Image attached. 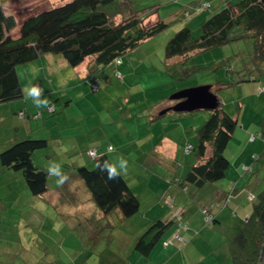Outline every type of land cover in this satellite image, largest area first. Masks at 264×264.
<instances>
[{
	"label": "rangeland",
	"instance_id": "rangeland-1",
	"mask_svg": "<svg viewBox=\"0 0 264 264\" xmlns=\"http://www.w3.org/2000/svg\"><path fill=\"white\" fill-rule=\"evenodd\" d=\"M50 1L39 0L35 4L36 6L23 8L19 15L20 18L25 16L22 13L27 12L28 9L31 10L26 15L48 8L52 4L49 3ZM66 1L68 0H61V2ZM236 1L116 0V4L122 13L121 17H137L143 25L163 21L167 24V29L139 43L133 50L122 56L123 65L119 66L118 69L123 75L122 80L116 72H112V69L107 68L109 66L102 65L103 72H98L97 75L99 81L93 84L96 86L95 90L92 85H89L88 88L80 87L81 83L79 82L77 83L78 89H76L77 94L85 98L86 102L93 103L83 107L84 110H87L86 107H90L93 112L99 115V124L102 127L99 132L102 134L104 130L109 137L113 136L114 146H119L123 143L124 146H119V149L113 146L114 151L121 154V159L127 161V170L131 172L134 170L139 182L143 186H147L148 191L145 197L142 196L141 189L135 195L139 203L140 201L148 202L154 194H160V197L162 193L164 194L166 189L162 186V182L170 176L168 173L179 177L180 172L185 168L186 171L181 179L185 176L194 161L193 152H187L186 150L188 146H192L191 144L193 146L197 144V132L212 113V110H198L187 114L170 112L163 120L164 122L160 129H163L169 138H173L178 142L179 152L176 155L177 157L174 158L165 153L158 154L157 157L153 151H147L144 154L139 150V146L144 145V141H140L144 135L142 134L143 131H141L143 130L141 121L142 117L147 116L148 108H152L155 104L162 102L163 111L168 112L169 107L167 105L172 102L171 97L173 94L197 86H210V90L216 96L223 112L237 120L236 129L224 150L226 158L229 159V167L224 177L216 182L208 183L207 185H210L208 190H203V192L194 191L192 188L189 193L183 191V205L187 207V211L180 209L177 203L172 208L167 202H165L166 205L164 206L161 201L157 206L150 207L147 211L150 214L147 215L148 218L154 216L151 217L153 220L164 219L170 221L172 227L169 230L175 227L173 231L167 232L169 233L167 239L171 237L169 235H173L174 231L180 229L182 230L180 236H184L182 237L183 240L192 242V246H194L193 240L199 245L205 242L203 250L199 249V246H194L189 252H195L197 257L207 258L210 264H233L229 257V243L240 230L236 232L232 226L233 221H235L233 220V212L235 214L237 212L235 216L236 220H240V226L244 225L251 213L253 202L264 188V134L262 132L264 119V71L259 75L254 71L251 61L252 41L249 39H240L222 47L195 52L182 64H178L174 59L165 58V46L168 40L184 27H188L192 31L194 38L198 37L201 32L200 25L212 12ZM204 3L209 4L211 9L202 7ZM197 6L201 8L197 9ZM119 20H121L120 17L114 19L115 22ZM22 67H18L17 71L20 82H24L23 85L26 88L30 85L25 83L26 74L21 70ZM249 73L256 76V79L240 82L241 79H246ZM127 102L129 104L125 106L124 103ZM122 106L123 108H121ZM128 113L130 114L128 115ZM196 115H203V119L198 120L199 123L194 120ZM178 119H180L181 124H184L185 121L194 120V124H197V129L194 131L193 128H189L188 123L184 126L187 129H183L178 124ZM129 128L133 133L127 131ZM135 130L140 131L135 132ZM154 132L156 131L154 130ZM159 133L160 131H157V135L154 134V137H158ZM124 143H127V146ZM160 158L162 163L159 161ZM184 158L186 159L184 160ZM155 162H157L156 167L155 165L153 166ZM154 167L155 173L152 174ZM171 167L176 169L172 170ZM88 168L90 169L92 166ZM142 169L143 173L141 172ZM124 174L127 176L128 181L130 180L136 184L137 180H131L128 173L124 172ZM173 180L175 178H172L170 183H174L172 185L179 187L178 181L180 180L177 179L175 182ZM148 182H150V185ZM151 184L153 187H151ZM217 187L223 189L224 199L221 198L222 195L214 194L212 197L210 194ZM242 190L244 192L243 196L240 193L241 198L239 197V191ZM79 192H81L79 193L81 195L79 199L83 198L82 200L85 201L86 195L89 193L85 185L82 186V190L80 189ZM212 198L213 200L210 202ZM226 199L227 203H225ZM206 200H209L208 205H205ZM39 201L44 205L46 204L44 199ZM211 205L218 211H224L222 220L225 222L228 233L231 234L225 245L223 244L222 232L218 235L209 231L208 228L214 224H209L204 219L205 209L212 214ZM234 206H236L238 211L232 209ZM5 207L6 205L3 208ZM17 208L20 209V207ZM17 208L6 207V217L8 216V220L11 223L14 222L16 216L17 219L15 220L21 218L18 221L20 223H23L22 221L26 219V217H18ZM94 211L97 210H93L92 213L89 212V216L92 214V217H95ZM141 212L142 207L139 210V213ZM156 212L157 214L161 213L157 215ZM46 216L49 223H52L55 218L64 223L67 222L69 215L66 212L61 215L55 211V214L49 212ZM139 216L137 213L130 218L121 220L117 219L114 214L109 219L100 217L95 223L99 230L101 229L98 236L99 245L101 246L110 241L116 247L113 249L116 255L128 257L125 247L126 239L132 238V251L135 247L136 239L149 226L145 227L141 233H138L135 239L133 230L137 228V225L140 224L139 222L142 223ZM73 221L74 219L71 218L70 222L72 223ZM118 224L123 225L124 230L129 227V230H125L124 237L118 234L120 229L115 226ZM66 225L64 226L66 227ZM108 225H111L110 229ZM111 230L115 232V235L112 234L110 237L108 232ZM85 232L82 233L83 241L88 237ZM199 232H201V235H205L204 241H202ZM126 233H131V236L126 235ZM103 258L106 257L103 256Z\"/></svg>",
	"mask_w": 264,
	"mask_h": 264
},
{
	"label": "crops",
	"instance_id": "crops-1",
	"mask_svg": "<svg viewBox=\"0 0 264 264\" xmlns=\"http://www.w3.org/2000/svg\"><path fill=\"white\" fill-rule=\"evenodd\" d=\"M38 2L39 0H0L4 10L7 13L16 15L20 20L22 19L19 16L21 10L25 7L36 6L35 4ZM56 2L60 3L61 0H51L49 3L52 4L48 7L57 4ZM29 10L31 9L22 14L26 15ZM15 33L17 34V32ZM122 61L121 59V64L118 66L111 64L107 65L109 66L107 68L115 72L116 69H119V66L123 65ZM176 61L180 64L178 60ZM102 69V66H97L91 57L85 59L83 63L76 67H70L62 57L53 55H46L34 62L23 65L21 70L26 74L25 83L31 86L35 82L36 85L44 89L42 99L46 100L47 104L41 108H37L31 99H25L26 88L23 85L24 82H20L16 69L23 96L20 99L0 104V153L16 141L44 139L47 142V146L35 151L33 160L40 169L48 173L47 191L40 196L32 195L26 186L22 174L18 171L7 169L0 163V264H210L207 258L197 257L195 252H189L194 246H199L198 248L203 250L205 242L199 245L193 240L194 246H192V242L183 240L182 237L184 236H180L182 233L180 229L174 231L173 235H169L171 237L167 239L169 234L167 232H171L175 228L169 230L172 227L171 225L147 256L140 255L134 248L131 251L133 243L131 237L126 239L127 242L125 243L128 257L116 255L113 250L116 247L110 241L101 246L99 245L98 236L101 229L99 230V227L95 224L98 219L100 217L109 219L113 214L117 219L121 220L122 218L117 211L104 215L93 202L90 193H87L85 201L82 200L83 198L79 199L81 196L79 190H82L84 184L76 176L74 167H89L93 165V158L88 155L90 150H95L97 155L106 154L113 164H118L122 158L121 154L114 151L115 141L113 136L109 137L104 130L102 134L99 132V129H102L99 124V115L93 112L90 107H86L87 110H84V105L87 106L93 103L86 102L85 98H82L76 91L78 82L81 83L80 87L87 88L89 85L98 82L99 78L97 75L98 72H103ZM119 78L122 80L123 75L121 74ZM56 80L58 81L55 83ZM161 103L148 108L147 116L142 117L141 125L143 130L141 131H143L142 134L144 135L140 141H144V145L139 146V150L144 154L147 151H153L157 157L158 154L165 153L174 158L177 157L176 155L179 152V144L175 139L169 138L163 129H160L162 128L163 120L172 111L168 110L169 113L165 112L162 114L164 107ZM175 103V101H172L168 104V109ZM124 104L126 106L129 102ZM48 107H52V111H48ZM186 116L188 117V115ZM199 119H203V115H196L194 120L199 123ZM194 120L185 121L184 124H181L180 119H178V124L183 129H187L184 126L188 123V127L193 128L195 131L197 124H194ZM154 130L156 132L160 131L156 138L154 137V134H156ZM127 131L133 133L130 128ZM138 131L135 130V132ZM124 144L127 146V143ZM191 145L188 147H194L193 144ZM119 146L124 145L122 143ZM119 146L114 147L119 149ZM186 151L190 152L191 149ZM159 161L162 163L161 158ZM53 163L61 165L62 174L67 177L63 183H58V177L48 172L49 166ZM154 165L156 167L157 162L153 163ZM155 167L152 174L155 173ZM171 169L175 170L176 168L171 167ZM185 171L186 169L183 168L179 177L168 173L170 176L162 182V186L166 191L161 194V197L160 194H154L148 202L140 201L139 206L140 208L142 207V212L139 213V208L137 213L140 215L139 218L142 223L139 222L140 224L133 230L135 239L138 233H141L145 227L156 221L151 218L154 216L147 217V215H150L147 211L150 207L157 206L160 201L164 206L166 205L165 202H167L172 208L177 203L180 209L187 211V207L183 205L182 198L184 194L182 192L189 193L191 187L181 190L182 188L170 183L172 178L181 180ZM124 172L129 174L131 180H137L136 184L130 180L128 181ZM141 172L143 173V169ZM135 175L134 170L131 172L126 169V171L121 172V176L133 194L137 195V191L141 189V194L145 197L148 188L145 185L143 186ZM175 180L173 181L175 182ZM148 184L150 185V182ZM209 186L205 184L198 192L208 190ZM151 187H153L152 184ZM212 192L210 193L212 197L214 194H218L222 195L221 198L224 199L222 188H214ZM243 192L244 190L239 191V197H241L240 193L243 196ZM40 199L46 200V204H42L39 201ZM212 200L213 198L210 199V202ZM205 203V205H208L209 200H206ZM225 203H227V199ZM5 205L6 207H20V209L17 208L18 217H26L25 221H22L23 223L18 222L21 218L15 220L17 219L16 216L13 223L9 222L8 216L6 217V207L3 208ZM232 209L238 211L236 206ZM93 210H97L94 211L95 217H92V214L89 216V212L92 213ZM55 211L61 215L64 212L68 213L67 222L62 223L56 218L52 223L47 222L46 214H49V212L55 214ZM211 212L212 214L209 211L215 222L208 230L218 235L222 232L223 237L220 236L223 238V244L225 245L231 234L228 233L225 222L222 220L224 211H218L212 206ZM233 215V220L235 221H233L232 226L234 231L237 232L243 225L240 226V220H236L235 215H237V212L236 214L233 212ZM70 217L74 219L72 223L70 222ZM161 221L167 220L163 219ZM58 222L60 223L58 224ZM108 226L110 229L111 225ZM115 226H118V229H120L118 234L123 235V237L125 230H129V227L124 230L123 225L118 224ZM84 231L88 235L85 241H83L82 237ZM199 233L202 241H204L205 235H201V232ZM108 234L111 237L112 234L115 235V232L111 230ZM127 234L131 236V233ZM175 236H179L180 239L175 238ZM103 256L106 258H103Z\"/></svg>",
	"mask_w": 264,
	"mask_h": 264
},
{
	"label": "trees",
	"instance_id": "trees-1",
	"mask_svg": "<svg viewBox=\"0 0 264 264\" xmlns=\"http://www.w3.org/2000/svg\"><path fill=\"white\" fill-rule=\"evenodd\" d=\"M202 7L211 9L207 3ZM121 15L116 0H69L25 15L21 20L7 13L0 4V104L22 98L16 74L20 66L46 55L60 56L70 67L90 57L97 66H118L124 54L167 29L163 21L143 25L137 17ZM118 17L121 20L115 22ZM200 28L196 38L188 27L176 32L165 46V58L182 64L195 52L249 39L254 71L258 75L264 71V0H237L212 12ZM115 72L121 77L119 70ZM254 79L256 76L249 73L240 82ZM236 126L237 120L223 112L219 103L197 132V144L190 147L195 160L178 181L180 188L191 187L198 191L205 184L224 177L229 166L224 150ZM262 132L264 134V119ZM46 146L44 139H25L0 153L1 165L20 172L29 192L35 196L47 191L48 173L34 163L33 153ZM104 162L113 164L106 154H95L92 168L76 166L75 174L104 215L117 211L122 219L130 218L138 212L139 201L121 174L109 180L107 172L97 167ZM214 222L213 219L212 224ZM170 224V221H154L136 239L134 249L147 256ZM263 245L264 188L253 202L246 223L229 243V257L233 264H258Z\"/></svg>",
	"mask_w": 264,
	"mask_h": 264
},
{
	"label": "water",
	"instance_id": "water-1",
	"mask_svg": "<svg viewBox=\"0 0 264 264\" xmlns=\"http://www.w3.org/2000/svg\"><path fill=\"white\" fill-rule=\"evenodd\" d=\"M171 100L176 103L168 110L175 113L214 110L219 104L216 96L211 92L210 86H197L179 91L172 95ZM165 112L166 111H163L162 114ZM258 264H264V245Z\"/></svg>",
	"mask_w": 264,
	"mask_h": 264
},
{
	"label": "clouds",
	"instance_id": "clouds-1",
	"mask_svg": "<svg viewBox=\"0 0 264 264\" xmlns=\"http://www.w3.org/2000/svg\"><path fill=\"white\" fill-rule=\"evenodd\" d=\"M26 96L25 99H31L32 103L37 107L41 108L47 104L46 100L42 99V94L44 89H42L39 85L32 84L25 89ZM100 170L107 172V178L109 180L115 179L118 177L121 172L126 171L127 169V161L124 159H120L118 164H109L108 162H104L103 164L97 165ZM48 172L58 177V183H63L67 177L62 174L61 165L58 163H53L49 166Z\"/></svg>",
	"mask_w": 264,
	"mask_h": 264
},
{
	"label": "built area",
	"instance_id": "built-area-1",
	"mask_svg": "<svg viewBox=\"0 0 264 264\" xmlns=\"http://www.w3.org/2000/svg\"><path fill=\"white\" fill-rule=\"evenodd\" d=\"M118 76H120V74H118ZM92 88L95 90L96 89V86L95 85H92ZM48 111H52V107H48ZM187 150L189 151L190 150V147H188ZM95 154H96L95 153V150L88 151V155L90 157H92V158L95 156ZM204 217H205L204 219H205V221L207 223L211 224L213 222V217L208 213L207 210H204ZM175 238L180 239L179 236H175Z\"/></svg>",
	"mask_w": 264,
	"mask_h": 264
}]
</instances>
